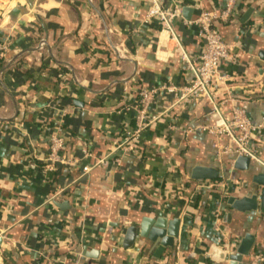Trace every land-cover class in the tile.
Segmentation results:
<instances>
[{
    "label": "crops",
    "instance_id": "crops-1",
    "mask_svg": "<svg viewBox=\"0 0 264 264\" xmlns=\"http://www.w3.org/2000/svg\"><path fill=\"white\" fill-rule=\"evenodd\" d=\"M159 3L180 8L175 39L146 20L151 0H0V38L12 42L0 63V264H139L142 258L216 264L208 259L211 247L238 246L245 233L255 237L250 264L252 252L264 247V214L227 205L229 197L245 195L253 175L264 174V134L255 142L261 164L249 159V171L233 169L234 157L218 154L226 139L201 130L217 118L206 99L172 109V98H158L149 110L156 121L133 147L120 151L117 163H98L134 133L139 88L192 80L181 60L202 50L191 21L222 0ZM184 8L191 10L189 21ZM219 30L235 46L237 63L221 65L228 78L215 84L218 108L231 116L235 103L224 102L230 93L258 124L264 120V0L241 5L237 20ZM56 129L75 166L47 171L48 137ZM195 166L220 170L219 192L194 190ZM159 214L179 220L172 248L155 256L157 247L139 236L122 247L129 227L139 232ZM153 228L150 223L147 233Z\"/></svg>",
    "mask_w": 264,
    "mask_h": 264
},
{
    "label": "built area",
    "instance_id": "built-area-1",
    "mask_svg": "<svg viewBox=\"0 0 264 264\" xmlns=\"http://www.w3.org/2000/svg\"><path fill=\"white\" fill-rule=\"evenodd\" d=\"M250 2L251 0H222L220 6L210 11L200 8V12L191 22L199 28L202 50L194 59H188L184 54L181 58L184 63V70L193 75L192 80L182 86L163 85L158 88H139L136 92L137 115L134 133L117 144L104 159L98 162L100 165L109 160L119 162L116 155L120 151L125 152L133 147L141 133L156 121L157 117L149 116V110L158 98L164 96L172 98L170 106L172 109L184 108L191 103L206 99L212 106L217 118L212 125L202 126L201 130L213 138L226 139L227 144L218 148L219 156H232L234 159L242 156L261 164L257 157L255 142L264 134V120L258 124H253L247 118L245 111L239 107L240 100L234 98L230 93L224 102L235 103V106H231V116H223L218 108L219 103L215 89L217 82H223L228 78V76L220 74L222 63L226 62L231 66L237 63V57L234 55L235 46L224 40L216 26L233 23L239 16L241 5H247ZM176 19H181L179 7L169 8L162 6L159 0H151L146 20H156L163 30L171 34L173 39L176 38L173 29V23ZM185 24L189 23L185 22ZM11 45L10 37L0 38V63L8 60ZM245 93L247 94L246 91ZM64 148L65 137L59 129H56L48 137V151L45 159L47 171H53L56 165L75 166L74 160L66 158ZM82 172L87 174L89 168L83 167ZM193 183L194 190L198 192H219L221 189L216 181L203 180L193 181ZM60 195L61 193L58 192L50 200H57ZM236 247V244H230L221 248L225 253L231 254ZM225 263L228 264V261ZM47 264H58V262L51 259L47 261ZM250 264H264V247L252 252Z\"/></svg>",
    "mask_w": 264,
    "mask_h": 264
},
{
    "label": "water",
    "instance_id": "water-1",
    "mask_svg": "<svg viewBox=\"0 0 264 264\" xmlns=\"http://www.w3.org/2000/svg\"><path fill=\"white\" fill-rule=\"evenodd\" d=\"M251 9L244 16L248 17ZM183 17L186 21L190 20L191 10L188 8L183 9ZM244 21V20H242ZM193 78L192 74H189ZM250 160L247 157L238 156L233 162V169L249 171ZM222 175L220 170L214 167L195 166L190 172V179L192 181H216ZM246 193L244 196H231L227 200L229 208L235 212L248 213L259 210L264 214V174L257 173L251 177L249 184L245 187ZM68 206L65 204H58L57 207L62 208ZM153 223L154 228L147 233V226ZM179 220L178 219H165L162 214L154 221L144 220L140 225L139 232L135 227H129L124 235L122 247L129 249L134 245L137 236L147 239L157 247L155 256H161L166 249L172 248L175 239L178 236ZM255 237L249 233H245L240 239L238 246L231 254H227L220 246H212L211 254L208 259L216 264H246L248 262L249 254L254 246ZM147 259L142 258L139 264H146Z\"/></svg>",
    "mask_w": 264,
    "mask_h": 264
},
{
    "label": "trees",
    "instance_id": "trees-1",
    "mask_svg": "<svg viewBox=\"0 0 264 264\" xmlns=\"http://www.w3.org/2000/svg\"><path fill=\"white\" fill-rule=\"evenodd\" d=\"M220 26H221V24H219V25L216 26V29L219 31V33H220V30H219V27H220ZM220 34H221V33H220ZM249 97H250L249 95H248V96H245V95L243 96V98H249ZM188 262H189V263H192L191 260H189ZM168 264H175V263H174V260H172V262H170V263H168Z\"/></svg>",
    "mask_w": 264,
    "mask_h": 264
}]
</instances>
